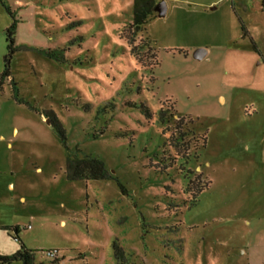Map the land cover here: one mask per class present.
<instances>
[{
    "label": "rangeland",
    "instance_id": "374dc122",
    "mask_svg": "<svg viewBox=\"0 0 264 264\" xmlns=\"http://www.w3.org/2000/svg\"><path fill=\"white\" fill-rule=\"evenodd\" d=\"M157 2L153 52L133 0H0V256L18 228L37 264H264L263 1Z\"/></svg>",
    "mask_w": 264,
    "mask_h": 264
},
{
    "label": "trees",
    "instance_id": "16d2710c",
    "mask_svg": "<svg viewBox=\"0 0 264 264\" xmlns=\"http://www.w3.org/2000/svg\"><path fill=\"white\" fill-rule=\"evenodd\" d=\"M262 1L264 5V0ZM157 4V0H133L132 22L124 28L122 33V36L127 40L130 46H133L137 38L140 37V39L144 41V47L148 48V51L155 52L154 42L149 37H147V27L153 19H156L158 17L157 12L155 11ZM15 34L16 24L14 23L7 31L9 55L8 57H6V69L0 77V90H2L4 81L11 78L9 67L16 50L14 48ZM134 50L135 47L132 48V52ZM66 52L67 50L65 49L58 50L48 53V56L50 58H55L56 60L63 63L65 61ZM11 84L13 85L14 97L17 98L18 89L13 79L11 80ZM67 174L70 180L99 181L111 180L114 178L111 173H109L105 163L102 160L93 158L91 156H84L83 158H79L77 155L73 158H69L67 163ZM11 230L15 232L16 240L20 242V250L12 256H0V262L2 264H10L12 262H20L21 264H37L35 262L34 251L27 249L24 243H22L18 238L19 229L14 228ZM114 253L116 260L118 262H121L124 252L116 244H114ZM57 262L59 261L57 260L56 264H58Z\"/></svg>",
    "mask_w": 264,
    "mask_h": 264
},
{
    "label": "water",
    "instance_id": "95a60500",
    "mask_svg": "<svg viewBox=\"0 0 264 264\" xmlns=\"http://www.w3.org/2000/svg\"><path fill=\"white\" fill-rule=\"evenodd\" d=\"M155 11L158 13L160 17L165 16L166 14V6L164 3L157 4ZM207 56V51L205 49H198L193 57L195 60L202 61Z\"/></svg>",
    "mask_w": 264,
    "mask_h": 264
},
{
    "label": "crops",
    "instance_id": "0c3cea01",
    "mask_svg": "<svg viewBox=\"0 0 264 264\" xmlns=\"http://www.w3.org/2000/svg\"><path fill=\"white\" fill-rule=\"evenodd\" d=\"M235 1H236V0H234V3H235ZM243 2L245 3V0H237V4H239L240 6H244ZM160 3H162V2H159L158 4H160ZM164 4H165V3H164ZM212 4H215V3H212ZM165 6H166V4H165ZM167 13H168V6H166V14H167ZM166 14H165V15H166ZM157 16H158L157 18L160 17L158 14H157ZM163 17H164V16H163ZM160 18H162V17H160ZM254 47L257 48V45H256L255 43H254ZM257 50H258V48H257ZM13 132H14V133L16 132V134L18 133V131H15V130H13ZM0 138H1V139H5V136L1 134V135H0ZM10 187L13 188L14 186L11 184ZM22 199H23V198H22Z\"/></svg>",
    "mask_w": 264,
    "mask_h": 264
},
{
    "label": "built area",
    "instance_id": "2783aa9c",
    "mask_svg": "<svg viewBox=\"0 0 264 264\" xmlns=\"http://www.w3.org/2000/svg\"><path fill=\"white\" fill-rule=\"evenodd\" d=\"M50 256H54V255H56V252H49L48 253Z\"/></svg>",
    "mask_w": 264,
    "mask_h": 264
}]
</instances>
